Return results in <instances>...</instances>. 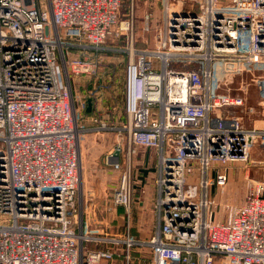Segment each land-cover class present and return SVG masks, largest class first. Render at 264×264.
I'll return each instance as SVG.
<instances>
[{
  "label": "built area",
  "instance_id": "1",
  "mask_svg": "<svg viewBox=\"0 0 264 264\" xmlns=\"http://www.w3.org/2000/svg\"><path fill=\"white\" fill-rule=\"evenodd\" d=\"M157 1L153 47L136 49L133 0L125 20L123 0H0V264H264V180L207 212L235 164H264V0ZM111 37L128 56L121 124L114 106L87 114L98 99L78 83ZM138 148L155 156L146 237Z\"/></svg>",
  "mask_w": 264,
  "mask_h": 264
},
{
  "label": "rangeland",
  "instance_id": "2",
  "mask_svg": "<svg viewBox=\"0 0 264 264\" xmlns=\"http://www.w3.org/2000/svg\"><path fill=\"white\" fill-rule=\"evenodd\" d=\"M131 0H124L121 6V11H120V20H125V14H127L130 9H131ZM197 5L194 6V8ZM191 4L189 2H184V8H190ZM158 12H159V5L157 0H133V18H134V24H135V30L134 33L136 35V43H135V48L136 49H151L153 47V44L155 42L156 34H157V23H158ZM148 15L150 16L151 19V28L150 30L145 33L142 28H143V19L144 16ZM103 50L99 51L98 53H94L92 55V60L95 59L97 62V69H96V75L94 77H90L89 79L82 78L78 80L79 89L81 94L86 97L89 92L91 91L90 89L93 88V84L90 82H85L86 80H97L100 83L102 79L105 78V73L106 72L105 68L108 66V62H103L102 57L107 58L108 54L113 55V56H118L119 57H125L123 66L126 65V62L128 60V56L125 52V40L124 38H119V39H113L112 37L109 38L105 45L103 46ZM103 67H105L103 69ZM116 73V72H115ZM111 77V80L109 83L113 84L115 83L116 79H118L117 76L120 75L117 74ZM102 74V75H101ZM113 75V74H112ZM89 85V88H88ZM117 85V82L115 83ZM85 90V93H82L81 89ZM111 93L110 90H98L95 93H93L98 100H102L106 96V94ZM94 97V98H96ZM100 115V114H99ZM257 127H264V123L262 122V118L259 117L255 121ZM252 159L255 161H263L264 162V149L259 150L258 148H255L252 152L251 155ZM132 169L135 170L134 172V178H135V193L133 195V199L135 202V206L137 205V212L139 213L141 211L139 203H143L146 196L150 197L149 199L153 201L154 197V185H153V180L155 177V156L153 153H150L149 151L143 149V148H138L137 149V155L133 157L132 159ZM146 162H149L150 164L147 165ZM135 164V165H134ZM233 165V164H232ZM231 165V166H232ZM234 168H232L229 172L227 183L224 188H217L213 187L212 190L210 191L209 195V200H210V205L208 206L207 212H214L216 215L217 219L222 218L223 214V207L226 203L229 204H239L242 202L243 197L246 192V182L248 180H264V164H260L257 166H252L248 168H244L241 163L238 165L235 164ZM148 166L150 169L153 170H145V168ZM139 169V171H136ZM142 170V171H141ZM150 172L153 173V175L149 176ZM143 176V180H141ZM245 177L247 179H245ZM88 191L86 192L87 196ZM147 197V198H148ZM147 208V207H146ZM149 208V207H148ZM151 210V209H150ZM150 210L148 209V215ZM122 209L119 208L118 212L122 213ZM137 215V214H136ZM118 222L121 224V220L118 219ZM148 223L149 221L146 220ZM118 223V224H119ZM134 223L136 226H133L132 228V233L140 237L142 236L143 230L145 228L144 226H139L137 228V222L134 220ZM114 224V225H118ZM119 224V226H120ZM134 224V225H135ZM141 225V224H140ZM138 229V231H137ZM141 232V233H140ZM144 237V235H143ZM110 260L101 262V264H125L123 259L120 258H114L112 261L108 262ZM108 262V263H106ZM130 264H150V256L147 253H143L140 250L139 251H132L131 253V263Z\"/></svg>",
  "mask_w": 264,
  "mask_h": 264
},
{
  "label": "trees",
  "instance_id": "3",
  "mask_svg": "<svg viewBox=\"0 0 264 264\" xmlns=\"http://www.w3.org/2000/svg\"><path fill=\"white\" fill-rule=\"evenodd\" d=\"M102 59H103V62L104 61L108 62V66L106 68L103 67V69L104 68L106 69L105 70L106 72H103L105 73V78L102 79L100 83L98 82V79L97 80L93 79V80L86 81V82L88 83L91 82L93 84V88L90 90L95 94L98 90H110L111 93L106 94V96L102 98L101 101L97 100L96 102H90L91 112L86 111V113L87 114H90V113L104 114L114 106L115 109L110 110L109 119L117 124H121L124 122V118H125L124 100H123L124 69H125V65L123 66V63H124L125 57L118 58V56L115 57L113 55L108 54L107 58L104 55ZM114 73L115 75L120 73V75L117 76L118 79H116L115 81V83L117 82V85H115V83L114 85L109 83V81L111 80V77L114 76ZM88 88H89V85H88ZM81 90H82V93H85V90L83 88ZM88 103H87V107H88ZM118 258L122 259L121 256H119Z\"/></svg>",
  "mask_w": 264,
  "mask_h": 264
},
{
  "label": "crops",
  "instance_id": "4",
  "mask_svg": "<svg viewBox=\"0 0 264 264\" xmlns=\"http://www.w3.org/2000/svg\"><path fill=\"white\" fill-rule=\"evenodd\" d=\"M125 70V69H124ZM146 164L147 165H149L150 163L149 162H146ZM135 165V164H134ZM151 168V167H150ZM150 168H148V166L145 168V170H153V173H154V169H150ZM133 171L135 172V170L133 169ZM136 171H139V169H137ZM142 171V170H141ZM153 173L152 172H150V174H149V176H151V175H153ZM144 178H143V176H142V178H141V180H143ZM145 198V200H144V204L145 205H143L140 209H141V212L140 213H138L137 214V225H139V226H144V225H146L145 224V221L146 220H148L149 222L147 223L148 225L150 224V222H151V219H150V212H149V215H148V209L150 210L151 209V205H152V202H151V200L149 199V198H147V197H144ZM147 207V208H146ZM149 207V208H148ZM140 223H141V225H140ZM138 226V227H139ZM143 228V227H142ZM142 230H144L143 231V235H144V237H146L148 234H146L145 233V229H142ZM141 233V232H140ZM143 235L141 236L140 235V237H143Z\"/></svg>",
  "mask_w": 264,
  "mask_h": 264
},
{
  "label": "water",
  "instance_id": "5",
  "mask_svg": "<svg viewBox=\"0 0 264 264\" xmlns=\"http://www.w3.org/2000/svg\"><path fill=\"white\" fill-rule=\"evenodd\" d=\"M86 111H87V112H90V101H89V103H88V107L86 108Z\"/></svg>",
  "mask_w": 264,
  "mask_h": 264
}]
</instances>
